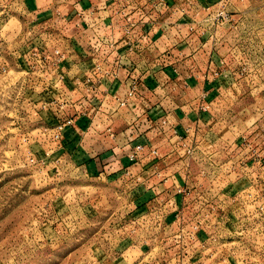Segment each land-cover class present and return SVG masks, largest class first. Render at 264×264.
Instances as JSON below:
<instances>
[{"label": "crops", "instance_id": "obj_1", "mask_svg": "<svg viewBox=\"0 0 264 264\" xmlns=\"http://www.w3.org/2000/svg\"><path fill=\"white\" fill-rule=\"evenodd\" d=\"M220 6L234 22L217 28L207 12ZM20 8L35 19L23 21L18 36L31 29L30 45L48 46L49 55L58 37L53 47L65 54L51 98L64 100L67 112L48 120L55 127L72 117L74 124L55 142L51 136L50 152L68 154L90 180L135 185L132 225L147 237L133 248L171 249L175 212L192 213L195 194L218 187L219 180H210L230 163L242 165L241 175L233 178L229 168L227 185L218 189L239 202L218 232L251 224L245 217L255 210L241 192L255 178L264 180V167L252 160L253 154L264 158V53L250 50L257 43L264 48V0H36ZM45 30L59 34L51 38ZM133 79L137 91L126 100ZM137 145L143 151L130 160ZM153 232L166 242L153 240Z\"/></svg>", "mask_w": 264, "mask_h": 264}, {"label": "rangeland", "instance_id": "obj_2", "mask_svg": "<svg viewBox=\"0 0 264 264\" xmlns=\"http://www.w3.org/2000/svg\"><path fill=\"white\" fill-rule=\"evenodd\" d=\"M35 1L0 0V264H264L262 227L244 233L223 231L204 251L191 245L132 247L147 237L132 225L129 196L135 185L122 179L113 184L90 180L83 168L73 167L76 161L68 154L50 152L56 130L48 119L50 114H65L67 107L61 110L58 102L51 104L57 72L50 64L51 71L37 73L35 51L28 53L36 48L30 45L31 29L18 36L23 21L35 19L20 7ZM44 33L51 38L59 34ZM57 39L50 44L51 51ZM257 46L250 50L264 53ZM43 93L50 99L44 100ZM220 180L222 189L228 179ZM153 233V240L166 242L163 235ZM198 254L201 261L196 263Z\"/></svg>", "mask_w": 264, "mask_h": 264}, {"label": "built area", "instance_id": "obj_3", "mask_svg": "<svg viewBox=\"0 0 264 264\" xmlns=\"http://www.w3.org/2000/svg\"><path fill=\"white\" fill-rule=\"evenodd\" d=\"M208 17L211 18V22L213 23V27H221L226 25H231V23L234 22L232 17L227 14L225 8L223 6H220L216 11L207 12ZM36 48L32 49L28 53H32V56L35 57V63L37 65V73L40 74H46L49 70V65L52 64L54 67V72H56L57 66L61 64V62L65 59V54L60 51L59 49H53L52 55H49L48 53H45L44 50L46 48H42V50H36ZM41 49V48H40ZM47 51V50H46ZM32 59V58H31ZM36 66H33L32 68H35ZM40 68V69H39ZM39 69V70H38ZM245 69L241 68L239 71V75L244 74ZM53 74V72H52ZM57 82L54 81L53 84V90L58 88V82L61 81L60 77L57 73L56 75ZM86 91L91 94L93 91V87H91V80L86 81ZM137 91V84L135 80L131 82L129 89H127L125 99L129 100L134 97L135 93ZM126 101L121 102V104H125ZM51 104L56 105L57 99L54 98L53 101H51ZM58 105V104H57ZM68 106V104H67ZM65 107V103H59V109H63ZM74 124V119L72 117H68L64 119L61 122H58L54 130H56V133L54 135V140H58L61 133L67 128L71 127ZM143 151L142 145H137L134 147L133 152L129 155L130 160L136 159L137 155ZM193 153V149H186V155L190 157ZM151 155H157L156 151H151ZM252 160L257 165H260V167H264V158L262 156L260 157L259 154H253ZM242 167V165H238L237 168L234 167L233 163H230L229 167H227L225 170L221 171V176L214 175V177L210 180L215 184L219 180V177H225L228 174V170L230 168V173L234 174L233 176L240 177L241 170H239ZM235 168V169H234ZM231 174V175H232ZM238 178V177H237ZM217 179V181H216ZM256 183H250L249 187L243 189L241 192L242 197L245 198L246 201H248V204H253L254 213L253 215H248L245 217V219H249L251 224L245 225H239V228L232 231V233H236L238 230L242 233L246 232L247 230H254L257 231L260 227L261 232H264V180L261 178H255ZM220 180L219 182H221ZM210 182V183H211ZM214 190L211 192H197L195 196L192 199V203L194 204L192 208V213L185 215L182 212V209H178L175 212L174 219L176 221V228L175 232L171 236V241L173 245H175L176 248H182V246H189L191 245V248L199 249V251H204L207 248V245L209 242L215 243V241L220 238V233L223 231L218 232V229L222 228V226L226 223V221L229 219V207H233L234 205L238 204V200H235L234 198H225L224 195H222V192L220 189H218L217 185L215 184ZM211 189L213 187L211 186ZM213 192V193H212ZM188 190L185 189H179L178 194L187 195L190 194ZM241 197V199H242ZM168 201L164 202V205L167 204ZM191 203V204H192ZM153 214V213H152ZM148 219V218H147ZM154 224H157V226L160 224L161 221V215L157 212L153 214ZM149 222V220H148ZM160 227V226H158ZM222 234V233H221ZM219 236V237H218ZM201 254L195 255L194 258L196 259V263H199L201 261ZM174 260V258H170V263ZM176 262V261H175ZM180 264V262H179Z\"/></svg>", "mask_w": 264, "mask_h": 264}]
</instances>
